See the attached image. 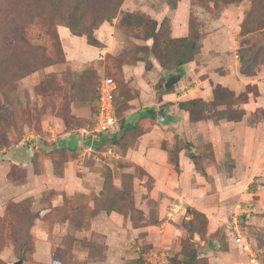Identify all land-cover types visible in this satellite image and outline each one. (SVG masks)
<instances>
[{
  "label": "rangeland",
  "instance_id": "rangeland-1",
  "mask_svg": "<svg viewBox=\"0 0 264 264\" xmlns=\"http://www.w3.org/2000/svg\"><path fill=\"white\" fill-rule=\"evenodd\" d=\"M231 1L124 0L95 29L100 47L69 43L57 22L59 48L43 19L14 40L45 46L48 65L18 82L0 70V264H246L235 223L264 264V26L240 33L249 16L264 18V0ZM126 13L141 21L121 24ZM179 38L198 54L166 90L180 69L159 59ZM243 48L259 53L255 76L240 73ZM105 76L118 84V124L96 147L80 130L94 127ZM218 87L233 95L209 109L240 111V121H192L180 109L211 104ZM26 230L30 249L14 238Z\"/></svg>",
  "mask_w": 264,
  "mask_h": 264
},
{
  "label": "trees",
  "instance_id": "trees-1",
  "mask_svg": "<svg viewBox=\"0 0 264 264\" xmlns=\"http://www.w3.org/2000/svg\"><path fill=\"white\" fill-rule=\"evenodd\" d=\"M123 2L124 0H0V70L3 71L2 69L6 68L8 73H12V82H18L28 75L37 72L39 69L47 67L48 62H45V60H47L45 55V46L37 44L28 45V47L26 46L25 48H19L16 44H14V40L23 39L25 36V30L37 19H43L46 22L49 27L48 35L52 34L54 36L55 42L59 48H61V42L57 30H55V25L57 22L59 25L69 29L72 35L77 37H86L89 45L93 47H100L101 44L94 35L95 29L100 27L103 23H111L119 13L121 14L120 8ZM234 2L235 1L233 0L230 3ZM133 18L141 21L140 17H133L132 14L126 13L123 15L121 24L123 23L126 25ZM139 24H141V22ZM263 26L264 18L254 23L249 16V19L245 20V22L242 24L240 33L241 35H248L258 30H262L261 28ZM154 38L155 34H151L148 37L149 40ZM173 44L174 45L172 47L171 54L159 59L160 65L163 69L171 70L173 67L180 69L184 65L192 63L195 56L198 54L197 43L195 41L188 40V38L174 39ZM239 52V61L241 66L240 73L245 77L255 76L256 70L259 67L256 59V56L259 55L258 51L253 49L251 51V49L243 48ZM1 62L3 64H1ZM0 82H5V79L1 76ZM117 92L118 84L116 95ZM226 94L233 95L231 92L218 87L214 90V101L211 104L208 105V103L202 100H193L190 102L181 103L180 109L188 112L192 121H201L205 118H209L210 115H213V119L216 121H240L242 119L240 111L225 110L215 112L212 109H209L208 106L210 105L215 107L221 106V102L223 101L221 98H223V95ZM241 97L244 99L243 102L247 103L248 93H243ZM96 101L97 91L95 102ZM96 113L97 107L95 115ZM147 114L151 117L154 115V111L149 110ZM205 114L208 116H205ZM124 127L130 128L132 125L127 124ZM131 129L135 130L136 127ZM127 131H130V129ZM106 135L107 134H103L99 137L102 138ZM100 142L101 139H97L96 143L99 144ZM97 146L98 145L96 144V147ZM176 152L178 153V151ZM176 152L174 154L175 160L173 163L176 168H179V163L177 160L178 155ZM189 158L192 160L196 168H201V163L195 154L190 153ZM105 187L109 186L106 185ZM110 211L120 212L118 208L114 207H112ZM26 220H31V214L24 212L20 222H24ZM14 238L16 241L18 238L19 244L16 243V245L20 247L25 246L30 249V243L28 239L29 232L27 230L24 232V234L19 231L18 236H15ZM87 247L90 248L91 257H99V254H96V244L89 243ZM256 251L259 256L257 249ZM259 261L260 264H262L260 258ZM190 263L191 262H187L186 264Z\"/></svg>",
  "mask_w": 264,
  "mask_h": 264
},
{
  "label": "built area",
  "instance_id": "built-area-1",
  "mask_svg": "<svg viewBox=\"0 0 264 264\" xmlns=\"http://www.w3.org/2000/svg\"><path fill=\"white\" fill-rule=\"evenodd\" d=\"M117 90V83L112 77H104L97 87V113L94 118V127L88 131L86 129L80 130L82 135H86L87 139L92 142L97 141L100 135L111 133L117 126L116 103L115 96ZM111 152V150H110ZM234 242L244 253L246 264H260L259 256L253 243L240 231L236 225L233 230Z\"/></svg>",
  "mask_w": 264,
  "mask_h": 264
},
{
  "label": "water",
  "instance_id": "water-1",
  "mask_svg": "<svg viewBox=\"0 0 264 264\" xmlns=\"http://www.w3.org/2000/svg\"><path fill=\"white\" fill-rule=\"evenodd\" d=\"M182 76H183V72L181 70L179 71V74H177V75L170 74L168 76V79H167L166 83H165V89L166 90H170L173 86H175L177 83H179L181 81ZM158 115H159V118H162L160 120H163L164 119L163 118L164 117L163 114H161L159 112ZM16 264H22V261L21 262H18Z\"/></svg>",
  "mask_w": 264,
  "mask_h": 264
},
{
  "label": "crops",
  "instance_id": "crops-1",
  "mask_svg": "<svg viewBox=\"0 0 264 264\" xmlns=\"http://www.w3.org/2000/svg\"><path fill=\"white\" fill-rule=\"evenodd\" d=\"M59 31H60V33H61L62 38H63V37H66L67 40H69L68 42L71 43V44H72L73 42H77V40H78V41L81 40L79 37L73 36V35L71 34V32L69 31V29H67V28H65V27H60ZM93 144H94V143H93Z\"/></svg>",
  "mask_w": 264,
  "mask_h": 264
}]
</instances>
